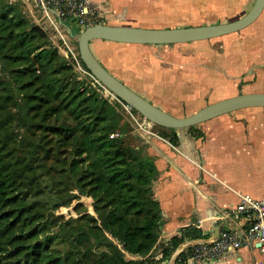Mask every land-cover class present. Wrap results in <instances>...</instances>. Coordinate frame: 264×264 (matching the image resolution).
<instances>
[{
	"label": "trees",
	"instance_id": "trees-1",
	"mask_svg": "<svg viewBox=\"0 0 264 264\" xmlns=\"http://www.w3.org/2000/svg\"><path fill=\"white\" fill-rule=\"evenodd\" d=\"M9 2L0 0V64L3 73L8 71L11 78L0 77V83L13 84L14 91H23L20 103H14L18 106L13 115L23 120L29 111L41 109L42 121L55 118V124L37 123L71 142L70 154L61 157L55 171L75 179L79 192L91 196L97 215L88 218L95 223L97 232L76 233L73 248L100 239L103 251L93 264H159L169 261L182 243L206 238L195 226L182 228L165 242L158 262L146 257L143 263L127 260L119 246L106 238L109 233L129 252L138 250L142 256L149 254L156 229L163 224L162 211L152 190L158 176L154 161L125 141L124 129L120 136L110 137L121 127L122 117L117 106L100 94L89 77L79 78L58 52L50 32L29 24L21 10L22 3ZM41 37L45 41L41 42ZM159 128L161 137L177 145L176 129ZM4 148L2 140L0 264H71L68 253L65 256L58 249L56 236L46 231L50 218L42 211L45 208V202L40 199L42 192L31 186L34 176L26 173L30 165L21 167L15 156L9 158L11 153ZM139 238L145 240L143 245L137 243ZM188 248V245L183 248L172 264H184Z\"/></svg>",
	"mask_w": 264,
	"mask_h": 264
},
{
	"label": "crops",
	"instance_id": "crops-1",
	"mask_svg": "<svg viewBox=\"0 0 264 264\" xmlns=\"http://www.w3.org/2000/svg\"><path fill=\"white\" fill-rule=\"evenodd\" d=\"M86 1L96 7L103 19L119 22L114 25L134 26L130 24L136 20L159 21L171 10L168 6L152 5L160 4L161 0ZM253 2L186 0L180 8L172 9L180 18L178 21L201 16L202 19L224 18L227 22L244 15ZM79 30L72 27L74 34ZM222 37L170 44L176 47L211 42L210 52L203 53L185 48L171 53L170 45L101 39L92 40L90 48L113 76L171 114V111L181 113L188 103L231 90L232 82L238 79L252 81L247 87L256 83L264 86V8L249 26ZM228 42L238 45L235 53L223 51ZM258 89L250 87L241 93L264 92ZM176 134L177 145L159 134L148 136L145 142V153L153 159L158 171L152 190L162 211L160 237L168 240L188 226L201 229L206 237L215 236L223 228L243 229L242 218L219 219L216 213L235 206L241 194L264 199V107L239 109L197 124L192 130L176 129ZM200 239L182 243L172 257ZM262 261L257 245H249L212 264Z\"/></svg>",
	"mask_w": 264,
	"mask_h": 264
},
{
	"label": "rangeland",
	"instance_id": "rangeland-1",
	"mask_svg": "<svg viewBox=\"0 0 264 264\" xmlns=\"http://www.w3.org/2000/svg\"><path fill=\"white\" fill-rule=\"evenodd\" d=\"M7 1H10L9 3H22L21 10L23 11V14L25 15L29 24H31V26L34 25L41 27L47 32H50L49 34L52 35H48L52 37L51 39L54 41L53 44L56 46L58 37L52 30L45 28V22L42 19L41 14L32 4L28 6L18 0H16V2L11 0ZM183 1L186 0H161L160 4L158 2H153L152 5H154V7L156 5L159 8H164V6L171 8V10L168 9L169 13H167V17L165 16L159 21L136 20L130 25H134V27L160 29L185 26V24H189L186 26H194L226 22L224 18L210 17V19H202L201 16L178 21L180 18L176 15V12L172 8L175 9L176 6H178L177 8H180V6L184 4ZM164 2H166V5H164ZM214 3L217 6L219 5L217 2ZM177 11H180V9ZM98 23L114 25L119 22H113L110 19H102ZM64 34L67 38L72 40L73 45L77 47L78 37L74 38L73 41L67 31H64ZM77 34H79V31ZM218 38L222 39L224 37L220 36ZM45 39L46 38L44 37L40 38L41 42L45 41ZM230 43L231 42H228L225 45L223 51L235 53L238 45L235 46L231 45ZM180 45H176V47L170 45L172 49L170 52H178L180 50H184L183 48H185L186 50L195 49V51H200L203 53L210 52L209 50L211 49V42L208 41ZM58 52L63 56L59 49ZM0 77H4V80L11 78L8 71L3 73L1 64ZM90 80L93 85L98 87L100 94L105 99H107L109 103L117 106V110L122 117L121 127L117 131L121 133V130L123 131L124 129L123 132L125 141L136 146L142 150V152H145V142L148 136H151L150 132L159 134V126L155 124L148 126V120L145 122L144 117L138 112L128 107L127 104L123 103L104 88L100 87L91 78ZM250 82H248V80H244L243 78L235 80L232 82L231 86L233 90L227 89L226 91H222L220 94H216L213 97L211 95V97L207 100H201L191 104L188 103L185 105V108L181 111V113L171 111V114L177 117L188 116L210 103L232 96L233 93L234 95L239 94L242 92V90H248L250 87H254L256 90H260L258 88L264 89V86L258 83L247 87L246 85ZM14 88L15 86L13 84L8 85L5 82L0 83V141H5L4 151H9L11 153L9 158L11 156H15V159L19 161L21 167H27L30 165L31 169L26 173L27 175L34 176V180H30V183L32 182L31 186H33L35 189H40L39 191L42 192L40 199L45 202V208L42 211L44 212L45 216L50 218L46 231H51L50 233L56 236L57 247H59L58 249L62 250L65 256L68 253V258H70L69 263L93 264L97 261V258L100 257L103 251V248L100 244V239L92 240L91 242H85L82 245L73 248L74 237L76 233L81 232L82 230L97 232L95 231V223L88 219L89 216H93L94 218L97 217L93 210V200L89 194L79 193V188L74 178L68 179L67 177L61 176L60 173L55 171V169L60 165L59 162L62 159L61 157H67L68 154H70L71 142L60 139L58 135L53 132V130L51 131L50 128L46 130L41 126H37V123L46 125L56 123L54 117H50L49 119L42 121L41 109L40 111H29L28 115L24 116L23 120H18L17 117L13 115V113L16 111V107L18 106L14 103H20L19 98L21 97L23 91L20 89H16V91H14ZM3 96H8L9 98L4 99ZM15 97L18 98L15 99ZM183 113H185V115H180ZM58 123H60V121ZM160 229L161 227L156 229L154 245L149 251V254L146 256H142L143 254L138 252V250L136 253L129 252L123 243L117 239V237H114L109 233H106V238L119 246L123 256L127 260H133L136 261V263H143L146 257H153L152 261L158 262L157 259L160 258V253L163 250L165 242L167 241L160 237ZM73 231H76L74 235L69 236L70 232ZM144 242L145 240L142 238L137 240V243H141V245H143ZM138 248L141 250L140 247ZM173 259L174 258L172 257L169 261L159 264H172Z\"/></svg>",
	"mask_w": 264,
	"mask_h": 264
},
{
	"label": "water",
	"instance_id": "water-1",
	"mask_svg": "<svg viewBox=\"0 0 264 264\" xmlns=\"http://www.w3.org/2000/svg\"><path fill=\"white\" fill-rule=\"evenodd\" d=\"M263 8L264 0H254L250 9L235 20L217 24L173 28H142L96 23L85 27L79 32L77 40L78 53L86 69L109 92L152 124L163 128H188L239 109L264 107V92L239 93L210 103L188 116L177 117L159 108L113 76L94 55L90 48V42L101 39L118 43L170 45L207 40L232 34L246 28L258 18Z\"/></svg>",
	"mask_w": 264,
	"mask_h": 264
},
{
	"label": "built area",
	"instance_id": "built-area-1",
	"mask_svg": "<svg viewBox=\"0 0 264 264\" xmlns=\"http://www.w3.org/2000/svg\"><path fill=\"white\" fill-rule=\"evenodd\" d=\"M19 1L28 6L32 4L41 14L45 22V28L52 30L58 37V42L56 43L58 49L62 52L68 63L72 65L79 77H89L100 87L108 91L86 69L80 59L77 47L64 34V31H67L70 38L74 41V38L78 37V34H73V26L84 29L102 20L103 17L96 7L86 0ZM112 95L115 96L114 94ZM144 121L146 122L147 119L144 118ZM147 125L151 126L152 123L148 120ZM150 135L156 136L153 132H150ZM118 136H120L118 131L110 134L111 138ZM239 197L240 200L235 206L217 211L216 218H242L244 228L239 231L230 228L219 229L215 236L201 238L199 241L189 245L185 253L184 264H212L235 253L242 246L249 245H257L263 255V261L259 264H264V199H254L244 194H241Z\"/></svg>",
	"mask_w": 264,
	"mask_h": 264
}]
</instances>
